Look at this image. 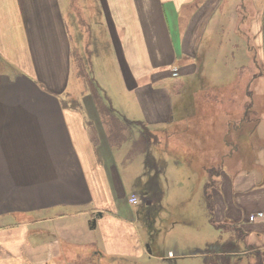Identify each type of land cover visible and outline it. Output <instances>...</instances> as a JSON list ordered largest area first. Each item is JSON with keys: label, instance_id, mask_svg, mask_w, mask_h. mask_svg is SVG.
I'll return each instance as SVG.
<instances>
[{"label": "crops", "instance_id": "obj_1", "mask_svg": "<svg viewBox=\"0 0 264 264\" xmlns=\"http://www.w3.org/2000/svg\"><path fill=\"white\" fill-rule=\"evenodd\" d=\"M230 41L263 69L233 110L222 101L241 94L244 66L212 69ZM261 76L264 0H0V264H85L75 245H97L96 257L148 252L139 224L147 227L145 207L159 206L165 155L208 180L218 223L264 246V219H251L264 212V102L258 111L252 97ZM139 123L158 137V152L134 148ZM244 126L253 152L241 147L244 135L229 139ZM224 147L241 153L233 175ZM119 153L158 164L132 193ZM71 218H86L91 232L65 239Z\"/></svg>", "mask_w": 264, "mask_h": 264}, {"label": "rangeland", "instance_id": "obj_2", "mask_svg": "<svg viewBox=\"0 0 264 264\" xmlns=\"http://www.w3.org/2000/svg\"><path fill=\"white\" fill-rule=\"evenodd\" d=\"M197 7L198 5L195 6V9ZM250 12L252 13L251 10ZM240 17L247 18L248 16H244L242 12ZM244 34H247L245 30ZM232 44L234 45L233 47L231 46ZM224 47L226 48H224L221 56L222 64L220 63V68L212 67L213 70L220 72V74L222 72L226 74L230 72L232 68L235 69V72L241 71L240 67L244 66L240 76L242 78H238L240 81L236 84V86L239 87L241 94L239 93L237 95L238 98H232L233 101H229L228 98L222 101V103H225V108L230 105V110H233L236 107H239L238 105H242L244 100L247 101L249 95L246 94V88L248 87L250 81H253L252 77L254 74L257 73L259 76V72L261 73L263 69L260 68L259 62H257V67H255V64L252 63L254 62V55L252 52L248 53V56H246L245 50L241 46L239 47V45L235 42L230 41L229 46ZM236 49L239 50L238 53L241 50V55H236V52L234 54L232 53ZM215 57L217 58V55H215ZM223 61L232 63L233 66L230 67V65L225 64ZM82 67L85 69L84 66ZM116 75V73L112 75V84H110V86L112 87L114 94H119L116 87H120V81L117 84L118 79L116 78ZM227 77H229V75ZM252 89V97L256 101L255 107H257V110L259 111L260 105L264 102L263 76H261V78H257L252 85ZM236 99H238V102H235ZM254 112L255 111L251 110L252 118L255 117L253 115ZM254 123L255 122L252 121V127L254 126ZM235 124H237V120ZM239 125H241V123L237 124V128ZM250 128L251 127L244 126L240 128V130H243H238L239 133H237L235 132L236 127H231L230 132L232 136H230L229 139L232 140L235 136H239V134L242 136L244 135L241 147L243 150L250 149L253 152L250 144L253 142L256 143V138L254 135L248 137L249 133H247V129ZM177 144L175 145L176 149L178 146L185 145L182 142ZM256 145L258 149H260L262 143L257 142ZM154 148L156 152H158L157 148H159V145ZM224 149L227 153L224 161L227 166L226 170L233 175L236 170L237 163L241 161L239 156L241 153L235 152V154L231 157V153L228 148L224 147ZM180 152H182V150ZM123 154L124 153H119L120 156L117 159V163L120 174L126 177L127 180L125 191H127V193H132L135 187H139V185H136L135 183L139 180H143V182L146 181V179H148L147 172H150V169L158 164H155V162L153 163V161L152 163L148 162L145 156L136 155L135 158H133L135 155L134 153H131V155H133L130 158L131 161L126 163L127 158H124ZM156 159H158L155 160L157 163H161L159 158ZM195 161L196 160H193V162ZM163 162H165L166 168L161 175L160 180L161 191L159 195V206L150 209L145 207L144 218L146 219L145 223L147 227L144 226L142 228L139 224V228L141 227V234L143 235V241L149 245L152 250V255L149 254L146 249L140 257H126L125 259L107 256L96 257L93 256V252L96 251V248L98 247L97 245H73L74 247L72 248H82V251L88 254L86 256L85 254H82L80 257L82 261L86 262L85 264H206L204 257L200 254L207 252L211 246L221 242L222 240L226 241L228 238L236 240L237 235L239 236L242 233V239L247 236L244 230L238 227H231L232 222H225L222 224L221 222L218 223L216 221V217L212 209L213 190L206 186L208 180L196 174V171H194L195 169L193 170L189 164L182 162L174 156L165 155ZM147 202H149V199ZM143 205V203L140 205V210L144 209ZM212 220L215 221L213 222ZM86 224L87 228L85 226ZM62 227L64 229L65 236L63 237H65V239L69 235V232H76V228H79L80 230L84 228L87 233L91 232V225L89 222L86 223V218L67 219L62 223ZM152 236H154L153 239L151 238ZM248 245L250 248H246L243 244H240L241 251L248 252L250 249L256 251V249L258 250V248L262 246V244L255 241H248ZM67 246L68 245L66 244V247ZM171 253L173 255L172 257L170 256ZM174 255H182V257L176 256L174 258ZM88 257H90L92 261L87 260ZM66 258H71V256ZM247 263H250L249 258H247V260L245 259L242 264Z\"/></svg>", "mask_w": 264, "mask_h": 264}, {"label": "flooded vegetation", "instance_id": "obj_3", "mask_svg": "<svg viewBox=\"0 0 264 264\" xmlns=\"http://www.w3.org/2000/svg\"><path fill=\"white\" fill-rule=\"evenodd\" d=\"M234 226L235 225L231 224V227L234 228ZM242 234L239 236L237 235V237L235 236L236 240L230 238L226 241L222 240L221 242L211 246L209 248L211 250L208 249L207 252L200 255L204 257L206 264H242L245 259L247 260V258L250 260V263L247 264H264V246H261L258 250L256 249V251L252 249L248 252L241 251L240 244H243L246 248H250L248 247L247 236L242 239ZM151 238L153 239L154 236ZM170 256L172 257L173 255L170 254ZM176 256L182 257V255Z\"/></svg>", "mask_w": 264, "mask_h": 264}, {"label": "trees", "instance_id": "obj_4", "mask_svg": "<svg viewBox=\"0 0 264 264\" xmlns=\"http://www.w3.org/2000/svg\"><path fill=\"white\" fill-rule=\"evenodd\" d=\"M107 117L110 116L109 113H106ZM111 119L116 120V116L113 114L110 116ZM108 117V119L110 118ZM141 133V137L138 143L134 144V148L138 149H144V152L148 151V147L154 146L157 147L159 145L158 137L154 135L152 131H150L149 128L139 123L138 125ZM141 146V147H140ZM160 147V146H159Z\"/></svg>", "mask_w": 264, "mask_h": 264}, {"label": "built area", "instance_id": "obj_5", "mask_svg": "<svg viewBox=\"0 0 264 264\" xmlns=\"http://www.w3.org/2000/svg\"><path fill=\"white\" fill-rule=\"evenodd\" d=\"M178 74H179V72H178V70H174L173 71V75L176 77V76H178ZM130 203L132 204V205H135V206H137L138 204H139V200H138V198L137 197H132L131 199H130ZM261 218V219H264V212H259V213H257L256 215H253L252 217H251V219L252 220H254L255 218Z\"/></svg>", "mask_w": 264, "mask_h": 264}, {"label": "water", "instance_id": "obj_6", "mask_svg": "<svg viewBox=\"0 0 264 264\" xmlns=\"http://www.w3.org/2000/svg\"><path fill=\"white\" fill-rule=\"evenodd\" d=\"M147 248H149V251H148V253L152 255V251H151V249H150L149 245L147 246Z\"/></svg>", "mask_w": 264, "mask_h": 264}]
</instances>
